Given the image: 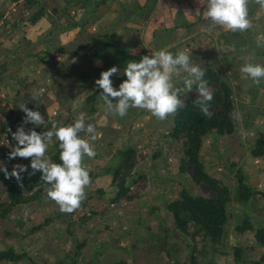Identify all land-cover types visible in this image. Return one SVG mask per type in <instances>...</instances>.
Returning a JSON list of instances; mask_svg holds the SVG:
<instances>
[{"label": "rangeland", "instance_id": "rangeland-1", "mask_svg": "<svg viewBox=\"0 0 264 264\" xmlns=\"http://www.w3.org/2000/svg\"><path fill=\"white\" fill-rule=\"evenodd\" d=\"M68 1L0 0V128L3 124H9L12 130L16 131L22 122L15 121L17 115L21 119L19 109L21 104H26L31 110L38 109L45 116V124L51 121L65 122L62 116L66 106L61 102L74 88L71 83L76 77L68 74V61L71 59L69 53L75 49L76 43L81 45L82 41L81 32L67 37L69 32L65 27L71 22L78 23V13H80L76 11L79 6L74 8V5ZM38 9H43L46 14L40 19L42 20L40 24V21L38 24H30L28 18ZM102 9L103 7L99 8L97 15L101 14ZM194 18L192 17L195 23L200 22ZM250 18L253 21V28L236 33L218 27L208 35L204 31V26L200 27L201 23H198L188 39L182 42V50L192 54L195 63H199L204 69L209 67L219 71L233 91L234 109L231 117L234 131L230 135L209 133L202 140L199 151L206 172L218 179L230 193L229 201L225 205L228 218L223 226L221 240L218 244H213L199 227L192 223H189L185 232L175 226L166 205L177 200L181 190H186L191 196L206 198L211 196V192L205 185H195L191 181L189 167H186L184 172H180L183 157L182 140H172L166 134L167 130L171 132L172 119L169 117L161 123L153 120L152 134L147 135L142 141V147L149 152V158L136 170L138 175L148 178L149 185L146 192L148 190L149 192L131 201L127 199L120 201L114 208L108 206L116 213L113 222H121L122 219L132 216L130 213L133 212V218H130L134 220L133 261L130 264H192V259L197 264H252L263 253V247L255 241L253 231L264 226V156L253 157L250 151L255 141L264 137V83L257 86L250 80L242 79L240 67L243 64L241 56L248 55H254V62L264 64V46H257V37L264 35V8L253 3L250 6ZM150 25L152 28L158 27L152 22ZM80 26L77 27L81 31L84 24ZM89 26L94 32L111 31L115 28L111 22L103 24L100 21H93ZM141 26L139 22L125 23L128 32L129 29L132 31L133 45H137V49L130 53L135 55L142 52L144 56L146 51H139V45L143 44L153 50L156 48L148 44L150 42L148 23H145L143 28ZM121 28L120 31L116 29L117 34L121 33ZM37 34L42 35L39 40H35L36 37L38 38ZM182 38V34L181 37L177 34L176 40ZM46 49H50L51 53L49 59L47 58L48 61L44 63L45 68L39 65L41 64L38 60L39 56H24L27 52H31L42 57ZM69 64L74 67L73 64ZM71 71L72 69L69 73ZM45 77L58 85L56 90L58 92L50 87L48 82L42 81ZM174 83L181 89L180 94L183 99L199 96L195 85L190 92L184 89L182 78H175ZM45 84L50 88H45ZM32 97L37 98L38 101ZM56 102L61 108L58 109L59 106L53 105ZM138 111L140 114L149 113L146 110ZM235 111L243 114L242 120L233 119ZM168 124L171 128L166 129ZM33 127L31 124L25 125L26 130ZM35 129L40 130V128ZM241 129L249 131L251 135L247 139H242ZM144 136V133L140 135V137ZM152 140L153 144L150 143ZM6 144V138L0 135V155L7 149ZM11 147L12 144L9 148ZM2 160L0 158V161ZM238 170L244 173L246 183L252 191L247 202H241L236 198ZM143 189L140 187L138 190L140 192ZM245 219L253 229L241 234L237 233L235 226L242 224ZM106 237V241L111 238L117 240L118 244L120 243L118 239H123L121 235L113 234ZM81 238L82 236H79L78 241ZM97 244L99 243L95 241L91 251L98 249ZM237 247L241 250V258L235 262L233 251ZM107 249L103 264H129L126 248H123L119 256L110 253V247L107 246ZM87 257L90 259L89 263L97 264L96 256L94 257L92 253ZM99 258L102 259L103 255ZM69 263L65 260V264Z\"/></svg>", "mask_w": 264, "mask_h": 264}, {"label": "crops", "instance_id": "crops-1", "mask_svg": "<svg viewBox=\"0 0 264 264\" xmlns=\"http://www.w3.org/2000/svg\"><path fill=\"white\" fill-rule=\"evenodd\" d=\"M153 2L154 0L68 1V3L74 5V8L79 6V9L76 10L80 12L78 13V23L84 24V28L82 27L81 31L78 27L68 30L69 34H67V37L81 32L82 41L81 45L76 43L77 45H74L75 49L70 51V53L75 52V54L68 61V69H72L70 73L68 70V74L76 75V77H74V82L71 83L74 88L67 93L65 98H63V102H61L66 106L62 116L65 122L59 123L56 121L55 123L58 125L73 123L79 113L83 112L86 123H93L96 126L97 138L94 141L90 135L85 136L84 133H81L82 137L89 139L94 144L97 152L95 158H85V163L91 170L90 177L92 183L87 189V198L82 203L81 208L71 214L61 212L59 206L47 198L44 185L40 190L38 198H33L30 201L12 207L7 218L0 216V252L11 251L14 255L22 256L21 259L15 262L0 260V264H56L59 261L65 263V260L73 264L75 262L76 264H94L89 263L90 259H87V256L91 255V253L94 257L96 256L95 263L103 264L106 259L105 251L108 250L107 246L110 247V253L113 252L117 256L122 253L123 248H126L125 251L128 253L129 264L133 261L134 220L130 219L133 218V212H129L132 216L127 217V219H122L121 222H113L116 213L108 208L109 202L116 195L117 180L114 182L113 174L124 161H132L134 151L146 149L142 147L143 138L152 134L153 120L159 123L161 121L152 117L150 113L141 112L140 114L139 109L136 111L130 109L128 114L123 118L106 115L103 101L100 99L102 89L96 87L95 80L100 78L101 72L108 70L112 66H117L121 72L120 75H114L111 78L115 87L118 88V85L126 79L123 76V68L129 60L123 61L119 53L124 52L127 55H134L130 52L136 50L137 45H133L132 31L129 29L128 32L127 28H125V23L139 22L143 26L146 23V13L142 10L147 12V7L153 5ZM155 2L156 10L152 12L150 17L151 20L158 19L160 23L159 27L161 28H148V37H150L148 44L152 45V48L155 47L156 51L168 49L173 54L177 53L182 50V42L190 35L191 31H194L193 28L196 27V24L199 25L201 23L202 25L200 24L199 26L202 27L210 22L205 16L207 0H155ZM100 7H103V9L100 11L101 14L97 15ZM160 9L162 10L160 11ZM178 9L184 15L185 20L183 22L189 24L195 23L190 14L197 18L198 21L200 20V22H196L193 27L191 26L188 32L180 26L178 29L166 30L170 27L169 24L173 23ZM155 11L159 13L155 14ZM93 21H100L103 24L111 22V24L115 25V28L111 31L94 32L91 26H89L92 25ZM38 22L35 24H38ZM178 22L180 23V21ZM120 28L121 33L117 34V30L120 31ZM179 32H181L183 38L176 40L177 34L181 37ZM38 34V38L36 37L35 40L41 38L42 35ZM28 40L27 42H29ZM30 41L34 42L33 40ZM128 44L131 46H128ZM141 46L139 45L138 50H145L146 55L156 52L153 49L145 47L143 44ZM69 63L73 64L74 67H71ZM39 65L45 68L44 64ZM42 81L48 82L50 87H53L55 91L57 90L58 85L54 84V81L50 78L45 77ZM45 86V88L49 87L46 84ZM36 92L38 91L36 90ZM72 92L74 93L72 94ZM18 93L17 90V95ZM30 94L32 95L33 93ZM32 99L36 100L37 98L32 97ZM74 100L81 101L82 107L74 109ZM53 105L59 106L58 109L61 108L58 102ZM45 126L46 124L41 125L40 129ZM168 126L166 129L171 128L170 124ZM169 132V130L166 131L167 136H169ZM142 133L145 134L144 137H140ZM6 141L8 140L6 139ZM57 141L53 137L50 142L49 147L51 150H48L47 155L51 159L53 146ZM152 142L153 140L150 143ZM0 163L6 166L9 172L12 171L14 164L28 165V170L31 169L30 158H22L11 163L2 160ZM124 167H127L126 164L120 167V171ZM26 173H22L21 175L24 176ZM10 179L17 182L15 178ZM4 181V174L0 172V202L6 200ZM148 192L149 190L147 192H138L131 196V200ZM29 193L30 191L26 193L27 196L31 195ZM89 213L91 215H88ZM109 234L121 235L123 239H118L120 241L119 244L117 240H112L111 238L106 241V236H109ZM79 236H82L80 241H78ZM95 241L99 243L97 244L98 249L91 251L92 247L94 248L95 246ZM78 244H82L80 249L77 248ZM101 255H103L102 259L99 258Z\"/></svg>", "mask_w": 264, "mask_h": 264}, {"label": "clouds", "instance_id": "clouds-1", "mask_svg": "<svg viewBox=\"0 0 264 264\" xmlns=\"http://www.w3.org/2000/svg\"><path fill=\"white\" fill-rule=\"evenodd\" d=\"M255 3L264 8V0H207L205 16L210 21L204 26V31L211 35L218 27L232 33L246 32L253 28L250 18V6ZM175 10V9H174ZM198 12V11H197ZM264 35L257 37V46H264ZM240 67L242 79L250 80L254 85L264 83V64L254 62V55L241 56ZM120 69L112 66L100 73L95 80L98 89H102L100 99L103 101L106 115L125 117L130 109L146 110L158 121H165L175 116L185 104L180 98L181 89L174 83L175 78H182L184 89L191 91L195 85L199 98L194 101L204 117L211 119V102L214 92L204 79L205 70L195 63L192 54L180 50L173 54L168 49H160L155 53L142 56L139 61L129 60L123 68L126 77L118 88L111 79L120 75ZM115 101V102H114ZM82 107L79 100L73 101V108ZM25 115L15 132H11L15 146L8 159L30 158L29 176L40 172V179L45 184L47 198L55 202L61 212L71 214L81 208L87 198V189L91 186L90 168L85 158H95L97 152L89 139L97 138V129L93 123H86L85 114L79 113L73 123L58 125L53 122L48 131L37 132L35 128L45 125V116L37 110H31L26 104L19 106ZM233 119H243L239 111L233 113ZM34 127L26 130L25 125ZM242 139H247L251 133L241 129ZM53 137L59 141L60 163L52 161L47 155ZM28 165L14 164L12 171L0 163V172L5 179L15 178L20 188H23L22 173L28 172Z\"/></svg>", "mask_w": 264, "mask_h": 264}, {"label": "trees", "instance_id": "trees-1", "mask_svg": "<svg viewBox=\"0 0 264 264\" xmlns=\"http://www.w3.org/2000/svg\"><path fill=\"white\" fill-rule=\"evenodd\" d=\"M155 4L156 2L154 0L153 5L147 7V12L144 10L142 11L146 13L145 22L148 23L149 28H152L150 25V22H152L153 24L158 26L154 29H159L161 27H159L160 23L158 19H149L151 18L150 15L152 14V12L156 10ZM161 10L162 9H160V11ZM158 13L159 12L155 11V14ZM45 14L46 13L43 11V9H38L31 14V16L28 18V22L30 24H35L42 17H44ZM190 16L193 17L192 14H190ZM184 20V15L178 9V11H176V17L173 23L169 24L170 27H168L166 30L178 29V27L180 26L185 29L186 32H188L189 28L191 26L193 27L195 23L189 24L187 22H183ZM178 21H180V23ZM79 25L80 23L71 22L65 27V30H70L71 28H75ZM74 54L75 52L69 53L70 58L73 57ZM119 54L123 61H139V59L143 56L142 52L135 55H127L124 52H120ZM42 55L43 56L40 57L41 55L37 53L28 52L25 57L39 56V62L41 64H44L46 63L47 58L50 56V49H46ZM204 70V79L208 81L209 87L214 92V99L211 102V111L213 112L212 118L208 119L204 117L200 112L198 106L194 104V101L198 99L199 96L183 99L180 94V98L184 101L185 106L180 109L175 116H170V118L172 119V129L169 136L172 140H182L183 143V157L181 159L180 172H184L185 168L189 167L191 181L195 185H205L211 192V196L207 198L201 196H191L186 190H181L179 193V198L168 203L166 205V208L167 211L171 214L174 220V224L178 228V230L180 229L181 231L185 232L187 231V226L189 225V223H192L193 225L199 227V229L204 233L206 237L210 239L213 244H218L223 234V226L227 222L228 218L225 205L229 201L230 193L226 186L221 185L218 179L212 177L206 172L203 162L200 160L199 151L201 148L202 140L209 133L214 132L219 135H230L234 131L233 121L231 117L232 111L234 109L233 91L228 83L222 78L219 71L213 70L209 67L205 68ZM21 113V119L17 115V117H15V121H22V118L25 114L23 112ZM53 122L46 124L45 127L37 132L50 130V126ZM9 128L12 132L13 130L11 128V125L9 124H3L0 128V135L4 136V138L8 140L6 144L8 147L0 155V158L11 163L22 158H16L13 160L8 159L9 153L12 151L16 143L15 141L12 142L11 132L8 131ZM11 144L12 147L9 148ZM53 149L52 159L53 161H55V163H60L59 141L54 144ZM134 153L135 151L133 152L132 156L134 155ZM250 153L253 157L264 156V137L259 138L255 141ZM123 164H126L127 168H131L134 165L132 161H124ZM121 166H119L113 174L114 182L118 178ZM31 171L32 169L28 170V172L23 176V188H20L17 182L12 181L11 179H5L3 185L6 189V200L0 202V216L2 218H7V215L12 207L22 204L26 201H30L33 198L36 199L40 195V190L45 185L44 182L40 179L41 173L36 172L35 175L29 176V173ZM139 176L141 177L142 175ZM142 178L146 179L147 177L144 176ZM236 179L238 184L236 198H238V200L241 202H247L252 195V191L246 183V176L242 171L238 170L236 172ZM116 185L118 186V192L112 200L114 202H117L121 199L131 200L132 197L127 194V188L125 187L124 179L120 177V182H117ZM29 191L30 193H32L30 196H27L26 193ZM88 215L91 214L89 213ZM252 229L253 228L249 221H247V219L243 220L242 224L235 226V231L240 234ZM253 232L255 241L261 247H263V253L259 257V259L254 261L252 264H264V226L254 230ZM81 246L82 244H78L77 248L80 249ZM233 252L234 260L235 262H238L241 258L240 248H235ZM21 258V255H14L11 251L0 252V260H10L12 262H15ZM56 264L65 263L59 261ZM192 264H197L194 259H192Z\"/></svg>", "mask_w": 264, "mask_h": 264}, {"label": "built area", "instance_id": "built-area-1", "mask_svg": "<svg viewBox=\"0 0 264 264\" xmlns=\"http://www.w3.org/2000/svg\"><path fill=\"white\" fill-rule=\"evenodd\" d=\"M148 158H149V152L146 149H140L139 151L135 152L133 155L132 163H134V165L131 168L125 167L122 171H120L118 178L116 180L117 182H120V177L124 179V184L125 187L127 188V194L129 196L138 193L139 192L138 189L140 187L144 188L143 190H140V192H145L148 189V185H149L148 178L144 180L142 177L140 178V176L136 172L137 168L142 164L146 163ZM117 192H118V186H116L115 188V194ZM120 201H125V199H121L117 202L110 201L108 205L109 208H114L115 206H117L116 204Z\"/></svg>", "mask_w": 264, "mask_h": 264}]
</instances>
